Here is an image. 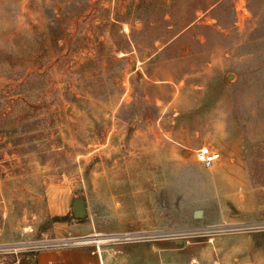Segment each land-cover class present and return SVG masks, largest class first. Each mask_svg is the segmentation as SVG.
I'll return each instance as SVG.
<instances>
[{"label": "rangeland", "instance_id": "374dc122", "mask_svg": "<svg viewBox=\"0 0 264 264\" xmlns=\"http://www.w3.org/2000/svg\"><path fill=\"white\" fill-rule=\"evenodd\" d=\"M94 233L112 264H264V0H0V255Z\"/></svg>", "mask_w": 264, "mask_h": 264}, {"label": "crops", "instance_id": "0c3cea01", "mask_svg": "<svg viewBox=\"0 0 264 264\" xmlns=\"http://www.w3.org/2000/svg\"><path fill=\"white\" fill-rule=\"evenodd\" d=\"M112 253L113 251H109V254ZM29 254L0 255V264H19L21 260L24 264H28L30 259L34 264H112L104 260L100 247L97 251L94 247L87 245L49 248L33 253L31 256Z\"/></svg>", "mask_w": 264, "mask_h": 264}, {"label": "built area", "instance_id": "2783aa9c", "mask_svg": "<svg viewBox=\"0 0 264 264\" xmlns=\"http://www.w3.org/2000/svg\"><path fill=\"white\" fill-rule=\"evenodd\" d=\"M195 155H196V159L201 162V164L205 167H210L212 166L215 162H217L220 159L221 153L219 150L217 149H213L211 148L209 145H202L199 146L196 150H195ZM92 237V241L95 242V246L96 249L95 250H99V241L103 240L101 239L100 235L95 234L91 236ZM87 236H80L74 239L73 243H80L82 240L86 239ZM98 238V239H97ZM110 239H117L119 238L118 236H110ZM100 239V240H99ZM69 240L67 238H59L57 240H55V243H53L52 245H49V248H62V247H66L68 246L67 244H69Z\"/></svg>", "mask_w": 264, "mask_h": 264}, {"label": "water", "instance_id": "95a60500", "mask_svg": "<svg viewBox=\"0 0 264 264\" xmlns=\"http://www.w3.org/2000/svg\"><path fill=\"white\" fill-rule=\"evenodd\" d=\"M73 207L75 210V213L77 215H80L83 211V201L81 199H75L73 201ZM200 214V210L195 211V215L198 216Z\"/></svg>", "mask_w": 264, "mask_h": 264}]
</instances>
